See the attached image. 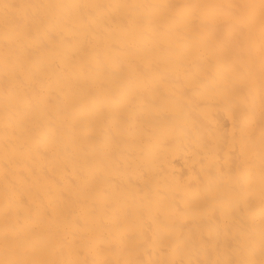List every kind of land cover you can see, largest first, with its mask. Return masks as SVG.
I'll use <instances>...</instances> for the list:
<instances>
[{
	"label": "bare ground",
	"instance_id": "6f19581e",
	"mask_svg": "<svg viewBox=\"0 0 264 264\" xmlns=\"http://www.w3.org/2000/svg\"><path fill=\"white\" fill-rule=\"evenodd\" d=\"M0 264H264V0H0Z\"/></svg>",
	"mask_w": 264,
	"mask_h": 264
}]
</instances>
